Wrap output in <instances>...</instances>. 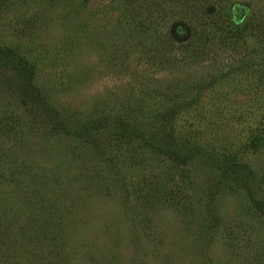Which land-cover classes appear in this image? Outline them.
<instances>
[{"label": "rangeland", "instance_id": "374dc122", "mask_svg": "<svg viewBox=\"0 0 264 264\" xmlns=\"http://www.w3.org/2000/svg\"><path fill=\"white\" fill-rule=\"evenodd\" d=\"M121 19L110 0H0V122L9 113L35 118L30 127L18 117L0 132V264H264V216L241 187L264 199V59L200 88L236 50L211 49L196 62L175 51L157 69L141 57L147 39H133ZM259 45L263 52V38ZM5 47L32 68L68 127L109 118L94 134L104 157L39 129L49 111L21 91L19 64L3 65ZM172 85L178 94L167 97ZM174 102L175 143L226 153L253 170L223 175L205 155L177 165L135 138L113 144L121 131L114 116H149ZM122 120L132 136L161 132L148 119Z\"/></svg>", "mask_w": 264, "mask_h": 264}, {"label": "trees", "instance_id": "16d2710c", "mask_svg": "<svg viewBox=\"0 0 264 264\" xmlns=\"http://www.w3.org/2000/svg\"><path fill=\"white\" fill-rule=\"evenodd\" d=\"M110 1L113 8L121 16V22L128 24L126 29L129 30L132 38L136 34L140 40L147 39L149 45L142 46L140 54L144 59V63H151L157 69L168 67L171 61L174 60L173 53L175 51L177 53L185 51L189 54L190 59L196 62L206 56L211 49L236 50L237 55H234L230 61L224 64L217 62L218 67L214 68L213 66L212 72L199 79L200 88L203 86L208 87L214 82L226 79L231 72L249 71L253 66H260V63L263 62L264 50L261 51L259 43L260 38L264 40V0H261V2L255 0V2H259L257 4L252 2L257 6V12H254L253 5H248L252 0ZM138 39L135 38V41L139 42ZM0 52H2L1 49ZM2 55L4 66H11L14 62H17L22 69L20 73L23 77L21 91L28 95L33 103L40 104L41 108L49 111L50 115L48 117L38 119L40 130L53 134L62 132L73 136L80 140L82 144L90 147L94 155L104 157L105 152L98 141L95 140L94 134L99 133L108 126L109 118L102 116L85 117L73 123L75 125L72 128L68 127L69 121L57 116V111L47 102L44 92L39 90V87L33 83L32 68L29 69V66L27 67L20 62V57L11 48L5 47ZM254 56L258 58L254 59ZM261 72H264L263 67ZM179 89L180 87L174 85L168 86L164 94L168 95L167 97H173L178 94ZM179 106L178 102L165 104L160 109L154 110L149 116L141 114L135 116L133 112H125L114 116L113 122L121 131L115 134L113 144H125L135 138L150 151L157 155H164L177 165L186 164L193 156L205 155L212 157L209 160H219L223 175L235 174L242 166L248 168L247 172L253 170L246 163L234 161L231 155L226 153L211 156L209 152L200 149L193 142L181 140L183 144L175 143L174 137L176 136L169 129V125ZM9 114L1 117L0 132L2 133L8 132L12 126L17 125L16 119L18 117L22 118V126L32 125V120L35 119L30 112H26V116L14 114L15 116L12 118ZM127 118L148 119L152 124H160L161 132L159 131V135L156 136L151 135L150 140L143 137L140 132L132 136L126 132L129 123L122 120ZM129 122L132 121L129 120ZM241 187L244 189L253 211L264 216V199L244 182ZM174 199L176 198L172 199L170 196V201H174Z\"/></svg>", "mask_w": 264, "mask_h": 264}]
</instances>
